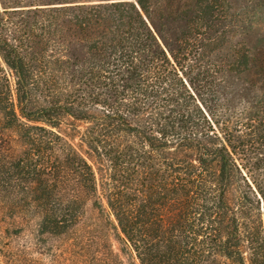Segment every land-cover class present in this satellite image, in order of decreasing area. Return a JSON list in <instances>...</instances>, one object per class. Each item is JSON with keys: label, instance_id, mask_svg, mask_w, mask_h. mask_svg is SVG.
Masks as SVG:
<instances>
[{"label": "trees", "instance_id": "obj_1", "mask_svg": "<svg viewBox=\"0 0 264 264\" xmlns=\"http://www.w3.org/2000/svg\"><path fill=\"white\" fill-rule=\"evenodd\" d=\"M233 29L229 0H0L11 202L57 236L106 212L138 264H264L255 126L223 99L255 65L223 56Z\"/></svg>", "mask_w": 264, "mask_h": 264}, {"label": "rangeland", "instance_id": "obj_2", "mask_svg": "<svg viewBox=\"0 0 264 264\" xmlns=\"http://www.w3.org/2000/svg\"><path fill=\"white\" fill-rule=\"evenodd\" d=\"M233 32L223 56L234 49L253 57L252 75L225 71L223 99L253 124L248 156L256 176L264 174V0H229ZM5 140H7L5 138ZM6 147L7 143H2ZM12 146L19 150L20 143ZM263 160V162H261ZM0 184V264H138L122 251L118 230L106 212L89 207L78 227L65 235L42 234L37 219L11 202L12 185ZM14 184V183H12ZM3 190V191H1Z\"/></svg>", "mask_w": 264, "mask_h": 264}]
</instances>
